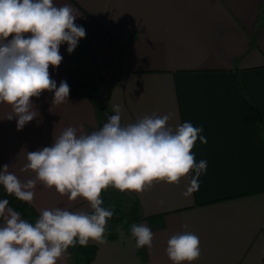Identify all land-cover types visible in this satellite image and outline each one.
<instances>
[{
  "label": "crops",
  "instance_id": "crops-1",
  "mask_svg": "<svg viewBox=\"0 0 264 264\" xmlns=\"http://www.w3.org/2000/svg\"><path fill=\"white\" fill-rule=\"evenodd\" d=\"M53 2L75 10L74 23L85 26L96 52L92 64L80 59L83 48L69 54L62 44V62L49 66L57 87L97 72L115 78L108 106L114 115L113 106L121 105L122 124L169 115L170 127L191 122L207 140L198 139L192 149L196 162L207 161L194 193L184 194L194 173L179 184L154 182L142 193L103 190L126 210L138 201L143 217H162L136 223L154 233L151 248L136 247L131 225L114 240L105 230L106 243L89 242L98 248L94 264H173L167 240L184 231L200 239L193 264H264V0ZM53 95L31 98L37 117L21 130L15 117L7 119L11 106L0 103V167L8 165L21 181L34 178L31 170L21 171L26 152L50 146L67 127L89 133L88 127L98 126L89 99L70 92L69 102L56 105ZM30 204L39 213L53 207L91 212L83 198L69 200L41 183ZM57 264H74L73 252L68 249Z\"/></svg>",
  "mask_w": 264,
  "mask_h": 264
},
{
  "label": "clouds",
  "instance_id": "clouds-1",
  "mask_svg": "<svg viewBox=\"0 0 264 264\" xmlns=\"http://www.w3.org/2000/svg\"><path fill=\"white\" fill-rule=\"evenodd\" d=\"M76 18L71 6H57L53 0H0V103L11 106L7 119L16 118L17 130L37 117L31 98L42 92L54 93L52 104L69 102V85L61 81L57 87L49 66L62 62V44L71 54L86 36V30L74 23ZM113 111L99 130L78 133L67 127L50 146L26 152L21 171L31 170L34 178L21 181L8 165L0 167V185L23 202H33L41 183L69 200L81 197L91 208L90 213L46 208L29 222L8 206L7 199H0V264H57L77 244L106 243L107 220L114 213L102 207L101 193L109 186L142 193L154 182L179 184L194 173L184 194L198 190L207 161L196 162L192 149L198 139L207 143L202 127L184 122L173 128L169 115L156 114L124 125L121 105H114ZM130 233L137 248L152 247L149 227L133 223ZM165 251L173 264H193L201 255L200 239L190 231L173 234Z\"/></svg>",
  "mask_w": 264,
  "mask_h": 264
},
{
  "label": "trees",
  "instance_id": "trees-1",
  "mask_svg": "<svg viewBox=\"0 0 264 264\" xmlns=\"http://www.w3.org/2000/svg\"><path fill=\"white\" fill-rule=\"evenodd\" d=\"M85 29L84 25H80ZM86 30V29H85ZM83 48L84 54L81 56V60H87L90 63H96V52L92 45L91 36L87 34L82 39L79 40L78 46ZM110 67L111 64H107ZM70 92L75 98H87L96 107V118L98 121L97 127H88V132L99 130L104 123L108 121V117L113 115L110 111L107 101V108L104 111H99L96 106L95 99L92 97L93 94L100 91V85L98 82V77H93L88 80L77 79L75 81L69 82ZM101 198L103 200L102 207L108 208L113 211V216L107 220L106 232L108 237L112 240L118 237V230L120 228H125L133 223H137L140 220H146L149 223H155L158 221L162 214L153 215L149 217H143L140 210V205L138 201H134L130 209L126 210L122 201H112L108 194L104 191L101 193ZM0 199H7L9 201V207H12L15 211L20 212L21 218L28 220L29 222H34L39 217V212L37 209L29 203L23 202L17 199L14 195L8 194L2 185H0ZM124 221H127L125 223ZM74 254V264H94V259L97 253V246L93 244H87V246H80L79 244L70 247Z\"/></svg>",
  "mask_w": 264,
  "mask_h": 264
},
{
  "label": "water",
  "instance_id": "water-1",
  "mask_svg": "<svg viewBox=\"0 0 264 264\" xmlns=\"http://www.w3.org/2000/svg\"><path fill=\"white\" fill-rule=\"evenodd\" d=\"M100 85V91L92 95L95 99L97 109L104 111L107 108V101L110 98L112 87L115 83V78L106 80L104 77L98 79Z\"/></svg>",
  "mask_w": 264,
  "mask_h": 264
},
{
  "label": "rangeland",
  "instance_id": "rangeland-1",
  "mask_svg": "<svg viewBox=\"0 0 264 264\" xmlns=\"http://www.w3.org/2000/svg\"><path fill=\"white\" fill-rule=\"evenodd\" d=\"M94 73L96 74V71H94ZM99 73L97 72V74H96V76L98 77V79L99 78H101V77H103V76H101V75H98ZM116 198H120V199H122V197H120V196H117ZM116 201V200H115ZM125 206V205H124Z\"/></svg>",
  "mask_w": 264,
  "mask_h": 264
}]
</instances>
